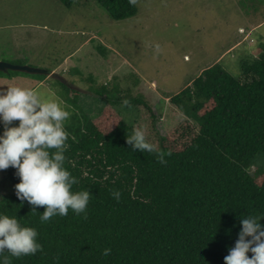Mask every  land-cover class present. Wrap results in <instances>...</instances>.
<instances>
[{
  "label": "trees",
  "instance_id": "1",
  "mask_svg": "<svg viewBox=\"0 0 264 264\" xmlns=\"http://www.w3.org/2000/svg\"><path fill=\"white\" fill-rule=\"evenodd\" d=\"M59 1L68 9L76 3ZM94 1L115 21L137 15L128 0ZM259 49L257 57L242 61L241 78L216 64L169 98L166 133L151 104L144 98L133 101L146 107V138L158 151L170 153L166 164L158 162L156 153L131 150L127 138L135 124L129 125L116 109L124 99H104L102 114L85 126L80 139L65 127V167L78 180L73 190L92 195L86 217L69 210L67 216L41 223L44 208L38 206L33 213L15 195L16 170L0 171L10 189L0 198V212L35 228L43 246L34 256L16 258L5 252L0 261L224 264L238 240L240 217L264 215V166L257 165L259 159L264 162V43ZM18 73L0 76L11 80ZM30 76L41 81L40 75ZM52 79L69 86L59 77ZM114 191H119V201ZM105 249H110L107 256Z\"/></svg>",
  "mask_w": 264,
  "mask_h": 264
},
{
  "label": "rangeland",
  "instance_id": "2",
  "mask_svg": "<svg viewBox=\"0 0 264 264\" xmlns=\"http://www.w3.org/2000/svg\"><path fill=\"white\" fill-rule=\"evenodd\" d=\"M135 6V17L115 21L94 0H76L71 9L59 0H0V62L46 74L57 69L47 78L37 74L43 82L22 72L11 80L0 76V88L54 92L71 108L74 118L65 127L76 139L102 114L106 98L131 101L116 109L136 128L149 119L146 107L133 103L144 98L166 133L169 98L216 64L241 78L242 61L257 57L264 43V0H137ZM0 181L1 198L10 189L1 172Z\"/></svg>",
  "mask_w": 264,
  "mask_h": 264
},
{
  "label": "clouds",
  "instance_id": "3",
  "mask_svg": "<svg viewBox=\"0 0 264 264\" xmlns=\"http://www.w3.org/2000/svg\"><path fill=\"white\" fill-rule=\"evenodd\" d=\"M128 2L135 5L137 0ZM61 80L66 82L65 78ZM122 105L128 106L130 101L124 99ZM71 115L70 106L54 92L18 85L0 88V124L3 126L0 171L9 167L16 170L19 183L14 186L15 195L22 203L27 202L33 213H37L38 206L44 208L41 223L54 216H67L69 210L86 217L92 196L87 190H73L78 180L65 167L69 138L65 122ZM14 121L19 122L18 126H13ZM127 143L133 152L156 153L160 164L167 163L165 156L170 153L158 151L156 145L146 138L143 127L135 128ZM112 196L119 201V191H114ZM261 219L264 215L240 217L242 228L238 240L234 247H229L224 264H264V225L260 223ZM38 235L35 228L23 226L16 216L0 212V255L8 252L19 258L42 252ZM103 254L109 255L110 249H105ZM0 264H9V261L4 259Z\"/></svg>",
  "mask_w": 264,
  "mask_h": 264
},
{
  "label": "water",
  "instance_id": "4",
  "mask_svg": "<svg viewBox=\"0 0 264 264\" xmlns=\"http://www.w3.org/2000/svg\"><path fill=\"white\" fill-rule=\"evenodd\" d=\"M10 71L13 72H22V73H29V74H42V75H49L46 74L42 71H37L35 69H32L30 67L27 66H22V65H12V64H8L5 62H0V73H8Z\"/></svg>",
  "mask_w": 264,
  "mask_h": 264
},
{
  "label": "crops",
  "instance_id": "5",
  "mask_svg": "<svg viewBox=\"0 0 264 264\" xmlns=\"http://www.w3.org/2000/svg\"><path fill=\"white\" fill-rule=\"evenodd\" d=\"M70 61V60H69ZM56 70V69H55ZM82 94V93H81Z\"/></svg>",
  "mask_w": 264,
  "mask_h": 264
}]
</instances>
